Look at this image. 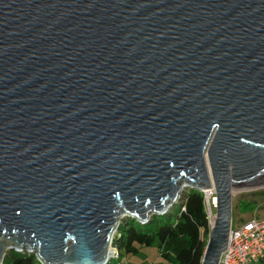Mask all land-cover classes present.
Returning <instances> with one entry per match:
<instances>
[{"label":"water","instance_id":"water-1","mask_svg":"<svg viewBox=\"0 0 264 264\" xmlns=\"http://www.w3.org/2000/svg\"><path fill=\"white\" fill-rule=\"evenodd\" d=\"M264 185V0H0V264H106L125 217Z\"/></svg>","mask_w":264,"mask_h":264},{"label":"trees","instance_id":"trees-1","mask_svg":"<svg viewBox=\"0 0 264 264\" xmlns=\"http://www.w3.org/2000/svg\"><path fill=\"white\" fill-rule=\"evenodd\" d=\"M248 208L254 210V206L247 203L244 209ZM210 232L203 194L192 188L167 212L152 215L147 222L129 218L120 224L113 241L117 255L106 264H120L123 257L138 253L154 242H157L160 256L172 264H202ZM3 264L42 263L34 253L10 250Z\"/></svg>","mask_w":264,"mask_h":264},{"label":"built area","instance_id":"built-area-1","mask_svg":"<svg viewBox=\"0 0 264 264\" xmlns=\"http://www.w3.org/2000/svg\"><path fill=\"white\" fill-rule=\"evenodd\" d=\"M204 197L205 209L211 224H214V209L217 205L216 191L213 188H200ZM214 214V215H213ZM113 256L117 255L112 246ZM264 259V217L250 218L233 224L229 234L227 249L223 252L220 264H254ZM120 264H126L122 261Z\"/></svg>","mask_w":264,"mask_h":264},{"label":"rangeland","instance_id":"rangeland-1","mask_svg":"<svg viewBox=\"0 0 264 264\" xmlns=\"http://www.w3.org/2000/svg\"><path fill=\"white\" fill-rule=\"evenodd\" d=\"M192 188L198 189V187L189 186L185 188L184 190H182L180 193V197L176 201L169 203V206L167 210H165V212H167L169 209H172L174 206H176L181 201V199L184 197V194ZM244 203L245 204L248 203V205L249 204L253 205L254 210L253 208L244 209V205H245ZM213 211L215 213L216 208ZM159 214H162V213H156L152 215H159ZM251 217L252 218L264 217V185L252 186V187H246L243 189H239V190H236L233 194V224L239 223L241 221H246L250 219ZM129 218H132V217L123 218L120 224H122L123 222H126ZM123 261L125 262L127 261L128 264H172L170 261L160 256V251H159L157 242H154L151 245L144 246L143 248H141V250L138 253H135V254L131 253L123 257Z\"/></svg>","mask_w":264,"mask_h":264},{"label":"crops","instance_id":"crops-1","mask_svg":"<svg viewBox=\"0 0 264 264\" xmlns=\"http://www.w3.org/2000/svg\"><path fill=\"white\" fill-rule=\"evenodd\" d=\"M254 264H264V259H262L260 262L254 263Z\"/></svg>","mask_w":264,"mask_h":264},{"label":"bare ground","instance_id":"bare-ground-1","mask_svg":"<svg viewBox=\"0 0 264 264\" xmlns=\"http://www.w3.org/2000/svg\"><path fill=\"white\" fill-rule=\"evenodd\" d=\"M236 190H239V189H234V192H235Z\"/></svg>","mask_w":264,"mask_h":264}]
</instances>
